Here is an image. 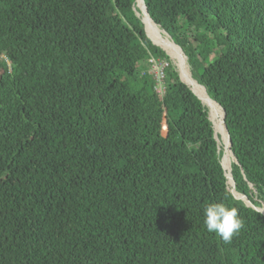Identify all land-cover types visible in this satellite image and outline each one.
Segmentation results:
<instances>
[{
  "label": "trees",
  "instance_id": "obj_1",
  "mask_svg": "<svg viewBox=\"0 0 264 264\" xmlns=\"http://www.w3.org/2000/svg\"><path fill=\"white\" fill-rule=\"evenodd\" d=\"M145 2L238 163L137 0H0V264H264V0Z\"/></svg>",
  "mask_w": 264,
  "mask_h": 264
},
{
  "label": "bare ground",
  "instance_id": "obj_2",
  "mask_svg": "<svg viewBox=\"0 0 264 264\" xmlns=\"http://www.w3.org/2000/svg\"><path fill=\"white\" fill-rule=\"evenodd\" d=\"M138 3L141 6H143V0H139ZM144 14H145L144 21H145L147 27L149 28L151 34L153 35V37L170 54V56L176 61V64L178 65L182 76L185 78L186 81H188L189 83H191L193 85L195 92L199 96H201L203 98V100H205V103L207 105H209V107L212 108L211 109L212 113H214L220 117V122L216 123V128H217V130L221 131L223 138L225 137V140L228 143L227 132H226L225 126L222 122L223 121V111H222L220 105H218L216 102L211 100L210 97L208 96V94L206 93L205 89L199 84V82L196 79H194L191 69L186 64L185 60L181 56L179 48L173 42L171 37L169 35L165 34V32L163 30H161V27L156 25L154 20L147 13H144ZM161 32L163 33V36L165 37L166 40H164L160 36ZM227 156H228V160L231 161L232 152L230 149L228 150Z\"/></svg>",
  "mask_w": 264,
  "mask_h": 264
},
{
  "label": "clouds",
  "instance_id": "obj_3",
  "mask_svg": "<svg viewBox=\"0 0 264 264\" xmlns=\"http://www.w3.org/2000/svg\"><path fill=\"white\" fill-rule=\"evenodd\" d=\"M203 213L207 231L217 234L225 243H231L233 237L243 228V220L236 207L225 203L209 202L204 207Z\"/></svg>",
  "mask_w": 264,
  "mask_h": 264
},
{
  "label": "water",
  "instance_id": "obj_4",
  "mask_svg": "<svg viewBox=\"0 0 264 264\" xmlns=\"http://www.w3.org/2000/svg\"><path fill=\"white\" fill-rule=\"evenodd\" d=\"M138 1L139 0H137V7L139 8V10H137L136 12H137V14L139 15V16H141L142 17V20H143V22H144V24H145V21H144V18H143V14L144 13H147L150 17H151V15H150V13H149V10H148V7H147V4H146V2H145V0H143V6H141L139 3H138ZM152 18V17H151ZM153 19V18H152ZM155 22V21H154ZM156 23V22H155ZM156 25H158L157 23H156ZM159 27H160V25H158ZM145 29H146V31H147V28H146V25H145ZM161 30H163L167 35H169L168 34V32L166 31V30H164V29H161ZM147 34H148V36L152 39V41L155 43V44H157V45H159L160 47H162L159 43H157V42H155L154 40H153V38L149 35V33H148V31H147ZM170 36V35H169ZM171 37V36H170ZM175 43V42H174ZM176 44V43H175ZM177 45V44H176ZM178 46V45H177ZM179 47V46H178ZM163 48V47H162ZM180 49H181V51H182V54H185L184 53V51H183V49L181 48V47H179ZM164 49V48H163ZM165 50V49H164ZM166 51V50H165ZM167 52V51H166ZM168 53V52H167ZM169 54V53H168ZM170 55V54H169ZM185 57H186V59H187V56L185 55ZM179 72V74H180V77H181V79H182V81L183 82H185L189 87H190V89L198 96V98L203 102V104L204 105H206L207 107H209V105H207L206 103H205V100H203V98L201 97V96H199L196 92H195V90H194V87H193V85L191 84V83H189V82H187L183 77H182V74H181V72L180 71H178ZM212 99V98H211ZM213 101H215V100H213ZM216 102V101H215ZM218 105H220L218 102H216ZM220 107L222 108V110H223V114H224V116H223V124H224V126H225V130H226V132H227V137H228V143L227 142H225V148H227V147H229V149L231 150V152H232V155L234 156V158H235V162H237L238 163V161H237V159H236V157H235V155H234V152L232 151V140H231V137H230V133H229V130H228V128H227V125H226V121H225V118H226V114H225V110L223 109V107L220 105ZM211 119V118H210ZM211 121H212V119H211ZM212 123L214 124V122L212 121ZM215 133H216V137H217V139H218V134H217V130L215 129ZM219 140V139H218ZM224 140H225V137H224ZM222 165H223V167H224V169L227 171V169H226V166H225V164H224V162H223V160H222ZM227 177H228V187H229V190L234 194V195H236V197H238V198H241V199H243L244 201H245V203L248 205V206H251V207H254L255 209H257L258 211H260V212H262L263 214H264V204H263V207H258V206H254L253 205V203L250 201V199L249 198H247L245 195H243V194H241V193H239V192H237L236 190H234V189H232L231 188V184L234 182V178H233V174H232V167L229 169V171L227 172Z\"/></svg>",
  "mask_w": 264,
  "mask_h": 264
},
{
  "label": "rangeland",
  "instance_id": "obj_5",
  "mask_svg": "<svg viewBox=\"0 0 264 264\" xmlns=\"http://www.w3.org/2000/svg\"><path fill=\"white\" fill-rule=\"evenodd\" d=\"M143 17H144V19H145V14H143ZM165 34H166V33H165ZM160 36H161L164 40H166L165 37L163 36V33H162V32L160 33ZM170 57H171V56H170ZM171 60L173 61V64L176 66L177 70L180 71L178 65L176 64V61H175L172 57H171ZM152 72H155V69H152ZM208 109H209V115H210V118H211L212 121L214 122V127H215V129H216V123H217V122H220V117H219L218 115L212 113L210 107H208ZM216 130H217V129H216ZM217 134H218L219 142H220L221 144H223V145H224V148H225V145H226L225 142H226V141L224 140L222 133L219 132V131H217ZM226 149H227V148H226ZM226 149H225V154H224V157H223V162H224L225 157H226L225 155H227V151H226ZM231 158H232V163H233L234 160H235V158H234V156L231 157ZM231 188H232V187H231ZM262 207H263V206H262Z\"/></svg>",
  "mask_w": 264,
  "mask_h": 264
},
{
  "label": "built area",
  "instance_id": "obj_6",
  "mask_svg": "<svg viewBox=\"0 0 264 264\" xmlns=\"http://www.w3.org/2000/svg\"><path fill=\"white\" fill-rule=\"evenodd\" d=\"M154 67L153 69H155V73H156V76L158 78V81L159 82H162V79L164 77V73H163V68H161V65L160 63H158L156 60H154ZM159 92H161L162 94H164L165 92V87L163 86V84H159Z\"/></svg>",
  "mask_w": 264,
  "mask_h": 264
}]
</instances>
